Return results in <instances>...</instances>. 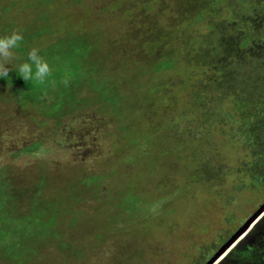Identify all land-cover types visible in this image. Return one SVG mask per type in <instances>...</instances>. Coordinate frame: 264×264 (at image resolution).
Instances as JSON below:
<instances>
[{
	"label": "rangeland",
	"instance_id": "obj_1",
	"mask_svg": "<svg viewBox=\"0 0 264 264\" xmlns=\"http://www.w3.org/2000/svg\"><path fill=\"white\" fill-rule=\"evenodd\" d=\"M179 2L0 0V36L21 30L20 62L43 50L56 81L18 96L0 80V194L13 197L0 200V264H207L264 205L263 187L233 190L248 183L236 127L203 125L195 94L214 72L194 59L212 24ZM158 43L173 68L156 71ZM209 164L216 181L202 178ZM37 193L47 239L21 218ZM263 218L215 264H240V245L243 264H264Z\"/></svg>",
	"mask_w": 264,
	"mask_h": 264
},
{
	"label": "trees",
	"instance_id": "obj_2",
	"mask_svg": "<svg viewBox=\"0 0 264 264\" xmlns=\"http://www.w3.org/2000/svg\"><path fill=\"white\" fill-rule=\"evenodd\" d=\"M221 3L225 4L230 11V17L222 19L223 22L220 24L214 23V18L220 19L223 15L224 10L219 5ZM244 3L247 5L244 6ZM177 5V10L186 17L190 14L194 16L195 12L198 21L203 20L204 15L208 13V20L212 24L211 32L206 36V47L202 52L198 50L194 65L212 68L214 76L206 79L207 83L204 88L196 92L195 98L200 109L205 110L202 113L203 125L212 126L215 123L227 125L230 122V126L236 127V130L232 132L234 140L243 139V149L249 153L248 162L241 166V171L247 174L248 183L234 184L233 190L235 193L255 192L254 189H261V187L264 190V0H180ZM247 23L249 26L246 25ZM61 40L63 39L57 42ZM26 44L28 42L24 40L20 49L22 54L28 50ZM71 46H73L72 42ZM155 46L160 52L158 56L160 60L155 66L156 71L173 68L174 60L165 55L164 46L162 48V44L159 43ZM50 47L47 49L49 50ZM40 54L44 56L43 50ZM0 80L8 87H13L18 96L19 93L33 92L39 87L33 82L24 81L15 70L10 71L8 78H0ZM204 94L207 95L206 98L202 97ZM226 101H230L231 106L221 116L219 111L225 106ZM205 165L203 168L200 165L202 178L209 182L216 181L221 176L220 170L217 167L212 168L210 164L209 167ZM196 174L201 175L200 172H195ZM4 186L7 185L4 183ZM10 190L6 189V194L4 192L0 194L3 204L13 199ZM39 196L41 193H37L34 198L29 214L21 218L27 222L30 221L29 224L32 226L39 227L37 231L39 235L35 236L47 239L55 235L54 227L46 223V215L41 216L40 211L45 207H37V198L41 201ZM263 221L264 218L261 222ZM260 225L258 223L255 230L259 231ZM5 233L6 231L0 230V244L6 238ZM234 234H229L228 240ZM259 241L261 243V240ZM232 255L233 257L238 255L236 263L243 264L244 260L251 259L253 252L250 248L240 245ZM229 258L231 257H226L225 260ZM205 261L199 259L195 264H205Z\"/></svg>",
	"mask_w": 264,
	"mask_h": 264
},
{
	"label": "clouds",
	"instance_id": "obj_3",
	"mask_svg": "<svg viewBox=\"0 0 264 264\" xmlns=\"http://www.w3.org/2000/svg\"><path fill=\"white\" fill-rule=\"evenodd\" d=\"M24 41L21 30H13L10 34L0 36V78H8L10 71L15 70L26 82L46 87L49 83L55 85L53 77V67L49 61L40 54L37 47L31 48L27 52V59L21 61L20 49ZM8 65L12 67L9 68ZM64 86H68L70 79L65 75L61 81Z\"/></svg>",
	"mask_w": 264,
	"mask_h": 264
},
{
	"label": "water",
	"instance_id": "obj_4",
	"mask_svg": "<svg viewBox=\"0 0 264 264\" xmlns=\"http://www.w3.org/2000/svg\"><path fill=\"white\" fill-rule=\"evenodd\" d=\"M264 215V205H262L257 212L250 217L241 228L220 248V250L213 256V258L207 264H215L218 262L227 252L234 247V245L243 237L255 223Z\"/></svg>",
	"mask_w": 264,
	"mask_h": 264
}]
</instances>
